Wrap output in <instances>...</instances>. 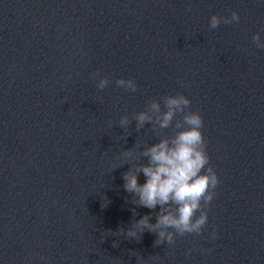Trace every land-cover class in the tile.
<instances>
[{"label":"clouds","instance_id":"obj_1","mask_svg":"<svg viewBox=\"0 0 264 264\" xmlns=\"http://www.w3.org/2000/svg\"><path fill=\"white\" fill-rule=\"evenodd\" d=\"M240 20L241 16L236 11H231L230 16L214 14L209 27L216 29L222 23L233 24ZM252 40L258 48L264 49V39L259 32ZM109 83L108 77H104L99 79L97 87L103 90ZM116 84L131 92L138 90L134 78H120ZM191 103L186 95H168L164 98L163 109L161 102L153 99L146 110L135 113L131 118L122 116L119 120L121 128H128L135 121L137 130L147 124L165 130L173 127L175 121L176 130L173 136H165L144 146L138 153L132 149L121 153V167L130 165L122 178L124 190L131 195V204L151 210L131 223L127 229L128 237L135 238L149 231L157 235L156 245L174 243L177 236L201 234L208 224V208L221 181L210 164L203 116L199 111L190 110ZM178 115L182 118L177 119ZM141 173L145 177L144 183L139 180ZM158 207L159 211H156ZM132 211L138 215L135 208ZM153 215L155 223L152 222ZM212 235L215 238V231Z\"/></svg>","mask_w":264,"mask_h":264}]
</instances>
